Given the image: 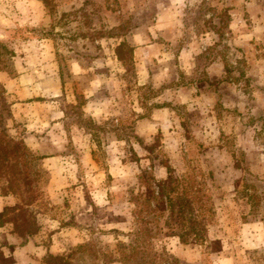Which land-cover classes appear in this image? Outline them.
<instances>
[{
    "label": "rangeland",
    "instance_id": "obj_1",
    "mask_svg": "<svg viewBox=\"0 0 264 264\" xmlns=\"http://www.w3.org/2000/svg\"><path fill=\"white\" fill-rule=\"evenodd\" d=\"M1 150L0 264H264V0H0Z\"/></svg>",
    "mask_w": 264,
    "mask_h": 264
},
{
    "label": "crops",
    "instance_id": "obj_2",
    "mask_svg": "<svg viewBox=\"0 0 264 264\" xmlns=\"http://www.w3.org/2000/svg\"><path fill=\"white\" fill-rule=\"evenodd\" d=\"M178 58H179V63L181 65L182 69L188 70L189 68H191L192 57H191L190 53H188V50L187 49H184L180 53V55H179ZM140 63L142 64V66L139 65V74H140V77L139 78H140L141 82H146L148 80V78H149V72L145 68L146 66H145L144 62H140ZM141 84H145V83H141ZM190 93H191V95L189 96ZM192 93H193V90H191L189 92V94L184 93V94H181V95H182V98H187L188 100H198V98L193 99ZM3 207H4V202L3 201H0V209L1 208L3 209ZM8 228H9V226H7V225L4 226V227H0V233L2 232L4 234L6 231L9 232ZM9 235H11L12 237H14V235H13L12 232H11V234H10V232H9V234H6V236L10 237ZM28 246H29V244H27L25 246H20L19 248H15V249H22L23 252H26V251L29 250V249H27ZM14 264H15V262H14Z\"/></svg>",
    "mask_w": 264,
    "mask_h": 264
},
{
    "label": "trees",
    "instance_id": "obj_3",
    "mask_svg": "<svg viewBox=\"0 0 264 264\" xmlns=\"http://www.w3.org/2000/svg\"><path fill=\"white\" fill-rule=\"evenodd\" d=\"M0 152L4 155V154H6L7 151L1 150ZM11 175H12V177L15 176L12 172H11ZM7 190L13 192L14 194H19L21 196V194L19 193L20 188L18 187V185H12V181H11V185L9 187H7ZM30 204H31V201L28 203V205H30ZM4 226L5 225H0V227H4ZM51 258L56 259V261H58L60 259L59 256H56V257L51 256ZM61 259H62V262L60 264H70L69 260H64V257Z\"/></svg>",
    "mask_w": 264,
    "mask_h": 264
}]
</instances>
